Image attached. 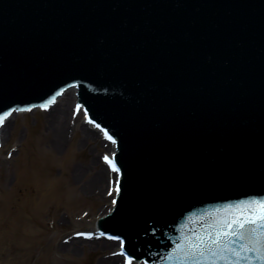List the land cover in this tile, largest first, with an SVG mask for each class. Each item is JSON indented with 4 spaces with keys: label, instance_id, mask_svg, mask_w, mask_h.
<instances>
[{
    "label": "water",
    "instance_id": "obj_1",
    "mask_svg": "<svg viewBox=\"0 0 264 264\" xmlns=\"http://www.w3.org/2000/svg\"><path fill=\"white\" fill-rule=\"evenodd\" d=\"M73 83L118 139L105 228L129 253L264 264L258 225L191 245L219 204L264 196V0H0V120Z\"/></svg>",
    "mask_w": 264,
    "mask_h": 264
},
{
    "label": "rangeland",
    "instance_id": "obj_2",
    "mask_svg": "<svg viewBox=\"0 0 264 264\" xmlns=\"http://www.w3.org/2000/svg\"><path fill=\"white\" fill-rule=\"evenodd\" d=\"M72 99L67 107L65 143L57 152L49 147L50 112L23 114L4 129L0 264H100L113 251L103 249L102 242L76 241L69 246L72 233L94 230L96 218L109 205V199L99 197L105 185L93 183L104 152L102 142L97 136L85 141L80 117L69 126ZM9 149L11 157H6Z\"/></svg>",
    "mask_w": 264,
    "mask_h": 264
},
{
    "label": "bare ground",
    "instance_id": "obj_3",
    "mask_svg": "<svg viewBox=\"0 0 264 264\" xmlns=\"http://www.w3.org/2000/svg\"><path fill=\"white\" fill-rule=\"evenodd\" d=\"M70 91L72 92L71 94H69V93L67 94V92H66L62 96V98L49 110L50 116L48 117V121H47V129H48L47 132L49 133V136H50L49 147H50V149L54 150L55 152L59 151L61 149L59 146H61L65 143V139H64L65 137L63 134H64V130H65L64 127L66 124V118L68 117L67 107H68V103H69L70 99H72V97L74 96L75 90H70ZM51 110H52V113H51ZM70 117H71V113L69 114V120H70ZM8 123H6V125ZM6 125L4 126V128L6 127ZM81 128H82V133L85 136L84 139L86 142L91 137H93V136L96 137L97 135H99L98 132L91 130L89 127H87L84 124L81 126ZM0 134H1V139H2L3 130L1 131ZM98 138H100V137H98ZM102 144L104 145V142H102ZM107 148H109L108 145H107ZM108 175L109 174H108V170L106 169V167L99 162V170H97V172L95 173V175L93 177V183H95V184L98 183L99 185H105V189H107L108 179H109ZM104 194H105V191L103 192V194H101L99 196L101 201H105V199H106ZM73 242H76V240L72 239L69 246ZM77 242H80L81 244H84L85 242L90 243V244H97V243H95L96 241H85L82 239L77 240ZM100 242H102L103 249H106L108 247L110 248L111 246L116 245L114 243L107 242L104 240L100 241ZM119 260H120V257H109L106 260L105 259L101 260L100 264H117Z\"/></svg>",
    "mask_w": 264,
    "mask_h": 264
},
{
    "label": "snow or ice",
    "instance_id": "obj_4",
    "mask_svg": "<svg viewBox=\"0 0 264 264\" xmlns=\"http://www.w3.org/2000/svg\"><path fill=\"white\" fill-rule=\"evenodd\" d=\"M4 121L0 120V125H3ZM260 213L257 215L255 213H253L252 216H250L245 223L247 224H253V225H258V227L264 228V204H261L260 206ZM245 225L244 224H240V227L243 228ZM225 235L227 236L228 233H225ZM216 241H214L215 243ZM258 259H261L262 261H264V257H258Z\"/></svg>",
    "mask_w": 264,
    "mask_h": 264
}]
</instances>
